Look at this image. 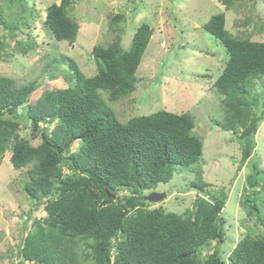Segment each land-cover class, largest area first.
Returning a JSON list of instances; mask_svg holds the SVG:
<instances>
[{
    "label": "trees",
    "instance_id": "1",
    "mask_svg": "<svg viewBox=\"0 0 264 264\" xmlns=\"http://www.w3.org/2000/svg\"><path fill=\"white\" fill-rule=\"evenodd\" d=\"M72 1L50 4L44 21L56 40L71 44L80 29L69 14ZM218 1L229 9L236 0ZM27 2L19 0L14 19L4 16L0 4V61L13 52L27 55L37 45L17 38V25L30 29L40 18ZM205 29L228 51L214 83L224 111L215 124L233 133L241 147L239 167L250 169L240 204L255 224L247 225L225 256L228 188L204 179V143L194 131L192 113L159 110L125 122L118 118L110 101L135 91L153 34L150 24H141L126 48L125 29L119 27L109 44L92 49L96 74L86 75L72 57L55 59L51 75L62 74L67 85L45 88L33 103L30 98L42 82L21 84L0 75V163L10 152L13 167L27 169L24 191L46 212L30 229V216L23 222L20 264H264V169L255 156L264 120V89L255 90L264 78V41L233 36L224 12L212 15ZM8 39L16 40L12 49ZM24 118L32 138L21 135ZM178 167L196 176L189 182L197 191L193 206L182 213L151 207L147 192L169 182ZM121 190L127 193L120 195Z\"/></svg>",
    "mask_w": 264,
    "mask_h": 264
},
{
    "label": "rangeland",
    "instance_id": "2",
    "mask_svg": "<svg viewBox=\"0 0 264 264\" xmlns=\"http://www.w3.org/2000/svg\"><path fill=\"white\" fill-rule=\"evenodd\" d=\"M27 1L28 7H33L40 18L31 22L30 29L17 25V38L34 39L37 45L27 55L13 52L12 56L1 60L0 75L15 78L21 84L34 79L42 82L30 98L32 103L45 88L67 85L62 74L51 75L56 67L50 65L52 61L72 57L86 75L92 76L97 73V63L92 56L95 46L109 44L121 27L125 29L122 42L128 48L137 28L143 23L150 24L153 34L137 71L135 91L110 103L124 122L159 110L190 112L195 116L194 131L204 143L200 161L204 179L215 187L228 188L229 197L223 209L227 237L222 245L227 256L246 234L247 225L255 224V219L240 204L250 169L247 164L239 167L242 154L239 142L232 132L215 124L216 119H223L224 111L222 96L216 92L214 83L226 64L228 51L221 40L205 29V23L212 15L224 12L226 28L233 36L264 41V0H236L229 9L218 0H73L69 14L80 26L73 44L56 40L44 24L48 6L61 0ZM0 4L6 18L14 19L20 13H16L19 0L13 4L0 0ZM116 14H121L122 18L115 22ZM0 28L3 29L1 24ZM8 40L12 49L16 40ZM262 89L264 78L258 80L255 90L261 92ZM23 122L21 135L32 138L30 121L24 118ZM256 140L255 156L264 169V120ZM32 141L37 143L40 139ZM78 145L77 140L72 149ZM10 156L7 152L0 163V264H20L19 247L25 234L23 222L30 216V229L34 218L46 214L43 204L24 191L29 180L27 169L14 168ZM195 178L193 172L178 167L173 178L160 183L156 189L166 192L167 196L151 202V207L163 206L177 213L191 208L197 191L189 182ZM126 193L127 190L120 191V195Z\"/></svg>",
    "mask_w": 264,
    "mask_h": 264
},
{
    "label": "water",
    "instance_id": "3",
    "mask_svg": "<svg viewBox=\"0 0 264 264\" xmlns=\"http://www.w3.org/2000/svg\"><path fill=\"white\" fill-rule=\"evenodd\" d=\"M167 196L166 192L151 191L145 196V199L150 202L160 201Z\"/></svg>",
    "mask_w": 264,
    "mask_h": 264
},
{
    "label": "clouds",
    "instance_id": "4",
    "mask_svg": "<svg viewBox=\"0 0 264 264\" xmlns=\"http://www.w3.org/2000/svg\"><path fill=\"white\" fill-rule=\"evenodd\" d=\"M45 124H43L42 122H41V126H44ZM10 155H11V153H10ZM11 162V161H10ZM167 194V193H166ZM156 202H158V201H156Z\"/></svg>",
    "mask_w": 264,
    "mask_h": 264
}]
</instances>
